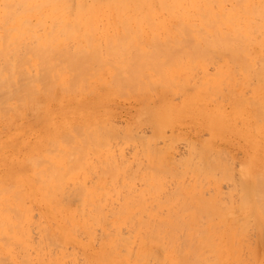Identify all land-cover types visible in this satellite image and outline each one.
I'll use <instances>...</instances> for the list:
<instances>
[{
    "label": "bare ground",
    "instance_id": "6f19581e",
    "mask_svg": "<svg viewBox=\"0 0 264 264\" xmlns=\"http://www.w3.org/2000/svg\"><path fill=\"white\" fill-rule=\"evenodd\" d=\"M11 1L5 4L2 3L3 6L0 7V9L2 8L0 10V120L3 116L9 118L15 117V114L24 108L31 110L30 108L33 106L42 104L43 120L40 127L43 129L44 134L41 133L42 136L40 135L39 140H37L38 138L36 139L34 146H31L32 148L28 154L24 153V156L19 157L18 163L16 161L14 163L12 160L11 162H6V168L4 167L5 169L3 170L5 172L0 173V211H3V215L5 213H9L10 215L12 211H17V216L19 209L22 211V213L19 212L21 216L24 213L22 217L18 215L20 219L22 218V222H19L20 219L17 221L18 224H21V227L16 222L17 226L14 224L16 233L18 232V226L22 228V225H24L23 220L27 223L25 220L29 221L30 214H34L31 212L34 202H36L38 207L40 206L39 211L41 213L40 216H37L39 219L36 222L37 224H35L38 227V229L36 228L38 230L36 240L31 236L28 227L24 230L27 224L22 229L24 230L23 233L19 231L21 236L18 239L19 236L13 235L12 232L13 221L11 222V220L13 218L8 222L9 224L11 222L10 227H12L10 229L7 228L10 231L8 234H11V236L7 235L9 236L8 239L11 238L13 244H19L21 251L18 257L17 255L15 257L11 253L12 256L9 255L8 258L3 257L4 259L0 261V264H247L239 254L240 244L238 242L225 244L211 241L209 240L211 237L205 235L204 231H210L215 226L214 222L221 220L224 221L223 225L226 226V234L231 236L232 227L229 222V212L237 210L247 216L243 226L238 228V232L244 233L251 219L254 226L261 233V237L264 238V0L243 1L242 8L244 12L235 18L233 17L235 11H233L234 13L227 12L222 8L224 7V1L227 0H217L219 1V5L223 3L220 8H216L215 3L218 4L215 2L216 0H212L214 3H211L215 7L206 4L208 0H202L203 2L206 1V3L201 2L202 4L200 5L204 4L206 8H201L197 5L198 2L196 0L197 4L195 2L194 4L197 7L199 6V10L196 8L197 11L190 6L193 5V0H189L192 3L189 6L187 4L186 7L194 10H191V12L186 11L187 8L184 7V4H179V7L185 9L180 8L182 9L181 12L177 8L181 15L186 11L188 15L189 13L196 12L195 17H197V14L199 16L203 14L202 16L204 17L203 11H207L210 13L206 16L210 14L209 17L212 24L214 23L218 27L219 23V27L222 26V29L225 27L226 30L224 29V32H221V28L219 29L218 27L219 30L217 29L218 32L216 31L218 34H211L213 37L208 36V33L204 34V36L200 34L201 38L199 37V39H203L202 43L204 46L194 51L195 48H191L192 45H189L193 51L184 49L188 51L185 53L182 50L180 53L181 59L184 62L180 59L181 61L177 64L176 62L179 61L178 57L176 58L177 61L174 60L177 64L175 66L171 64L170 66L167 65L165 67L166 65H163L164 67H162V60L151 58L153 60L148 62L150 59L145 58L147 60L141 61V63H145V67L143 64V67L140 66L139 60L132 62L134 65L139 63L135 68L129 67L131 60L129 61L125 58L124 60L129 61V64L127 61L126 64L128 66L125 65L126 67L117 65H112L111 67V61L108 60L105 62L108 61L110 65H107L110 67H96L95 65V67H89L86 60L87 66H83V68L80 65L81 68L79 66V68L73 67L72 65H75L73 60H70L68 66L66 63L65 65L61 64L60 67L59 65H50V63L53 64L54 60H48V58L54 57L53 53H51L53 50L49 49L48 46H44L45 42L48 44L47 39H44V42L41 37H35V34L38 35L40 29L38 31H32L31 29L44 28L43 22L46 24V20L44 21L43 19L47 17V19L49 17L52 18L50 19L52 23L54 20L60 21L58 16H62V21L65 17V20L69 21L70 19L71 22L72 20L80 22L82 15H84L86 20V16L92 14V16H87L89 20L93 17L97 21L96 15H99V19H101L105 18L103 15L110 16L112 14V16L118 15L115 18L117 21H121V15H125V18H130V15L139 16L143 14V18L147 14L150 16L153 14L157 15L156 7L158 6L161 8V11L167 9L169 14V8L172 9V6H178L176 5L178 1L185 0H104L105 2L103 0H20V3L15 2L19 0ZM234 1L235 4L231 6V9L235 8L234 6H238L236 3L238 0ZM209 2L211 1L209 0ZM170 3L172 6L169 5ZM155 5L158 6L155 7ZM167 6L170 7L168 8ZM212 7L217 10L213 11ZM143 8L144 12L142 13ZM222 9L227 14L231 13L230 16H232L229 17L228 15L227 17L226 14L224 17L225 13ZM238 10L239 6L237 7ZM178 11L176 12L180 18L181 15ZM186 12L182 17L185 16L184 18H187ZM159 13H161V16L164 15L160 11ZM256 14L259 16H256ZM73 15L75 18H73ZM78 16L80 17L77 18ZM189 16L192 18L193 15ZM70 17L73 19L71 20ZM170 17L171 19L172 17L173 19L176 18L174 14L170 15ZM32 18L35 19V24L33 23L34 25L31 27L30 20ZM41 18L43 22H41ZM84 18L83 21H85ZM109 18L111 20V17ZM115 18L113 17V19ZM133 18L135 19L136 17ZM165 18L167 17L165 16ZM165 18L162 19L165 20ZM212 19L216 20V23ZM125 20L127 19L122 21ZM175 20H179L178 17ZM37 23H41L43 27L41 24V26H38ZM52 23L51 25H54L57 29V24ZM220 24L222 25L220 26ZM224 24L226 25L224 26ZM26 26L31 27L30 32L29 30L26 31ZM52 28L54 27L52 26ZM25 31L29 33H25ZM45 31L43 33H47ZM32 34L33 36H30ZM29 36L30 38H36H33V40L35 39L33 45H29L31 46V48L29 47L31 50L26 47L27 42H25L26 40L28 43L32 42ZM39 36H41L40 33ZM202 36L208 40H204ZM39 39L42 42L38 41ZM199 39H196V41H199ZM198 41L197 43L195 42L197 47ZM36 45L38 47H35ZM46 50H48V53ZM44 52L46 53L44 54ZM79 53L81 54L82 51ZM102 53H104L103 56L107 54L108 58L109 53ZM32 55L46 58L47 63L39 57V61L35 60L36 57L32 58ZM46 55L49 57H45ZM110 55L112 56L113 54ZM110 55L109 58H112L118 55V53L112 57ZM103 58L105 59V57ZM192 58L196 59V69L197 67L202 68L205 60L215 67V72L213 71L214 73L210 78L203 76L201 80L202 82L210 80L214 95L217 96L220 93L219 99L229 106L228 112L221 108L223 105L221 107L217 106V103L215 108L201 112L202 117L199 115L200 118H203L201 120V122L204 121L203 126L212 138L225 137L224 139H226L227 137L228 139L230 137L229 139L235 140L234 137L237 136V138L240 137V139L245 140L246 147L249 149L242 163V169H240L238 174L239 178H241L239 181L242 183L240 187V200L236 203V206L220 203V191L218 188H216L215 194L213 192V196L210 195L211 197H204L200 192L202 188L199 189V187H202V182H209L210 180L218 182L215 181L217 180V178L215 179L217 171L226 168L223 166V160L220 161V159H224L225 157L219 158L222 152L213 146L211 140L201 142L199 149L196 148L198 147L197 144L195 146V151H197L194 153L195 155H192L193 157L189 155L190 157L186 156L182 158L184 161L181 159V162H183V166L181 165V167L189 168L186 169V172L182 171L183 174L192 176L193 183H199L197 186L194 185L190 188V186H186L187 184L180 182V179L183 178H181L182 172L178 167L175 166L173 169H170L165 162L160 161L170 160L167 157H163L165 156L164 153H162L164 154L162 156H157L159 158L157 159L158 162L154 163L151 162V150H146L144 154L147 157V164L138 163L135 169L130 168L132 162L123 158V154L120 151L121 155L118 152H113L115 155L118 154L120 158H118L120 161H117L109 150L110 143L107 144L109 139L113 138L111 137L113 133L111 130L115 125L113 127L111 125L108 128L109 123L106 122L108 126H102L101 130L97 126V130L103 131V134H101L99 131L93 130L90 118L86 120L83 117L91 113L95 118L98 117L97 119L100 121L104 120L105 113L103 116L100 114V111L97 112L95 107L96 104L103 101L104 97H107L104 99V102L105 100L108 102V96L110 95L109 91L104 87L103 91L96 89V85L105 86L106 88L109 86L115 92L117 91L118 94L124 90V92L126 91V95L127 92L147 95L151 93V88L159 86V95L163 98H166L169 93L178 94V92H185L184 95L186 94L185 97L187 98L188 79L185 78L187 73L183 70L185 69L188 73L190 72L191 68L187 67L186 63ZM104 59L100 60L101 62L98 60V64L103 63L104 65ZM199 59L201 63H198ZM41 61H44L46 66ZM114 61L116 62V58ZM154 61L155 63H153ZM39 64L42 66H39ZM131 64L130 66H133ZM202 72L205 73L203 69ZM96 76L99 77V82L96 80L97 83L93 81ZM104 76H109L108 80L110 78L111 80L107 81ZM91 78L92 81H86ZM105 91L108 95L105 94ZM85 93L88 94L84 95ZM121 93L124 94L123 92ZM88 97L91 99V103L88 101L90 100ZM53 105H56L55 110ZM159 109L151 123L156 130V134L154 133L156 137H160L163 134V126L169 122V114L166 112L168 108L162 106ZM25 110H23V113ZM56 111L57 113L58 111L60 112L58 118H55ZM35 113L37 114V112ZM67 114L78 115V117H75L76 119L78 118L79 121L75 119L78 123L71 122V119L74 117L68 118V121L66 118ZM7 119L4 120L7 121ZM56 119H60L61 121H57ZM39 120L41 119L39 118ZM72 124L74 125L71 126ZM76 131H80L82 134V141H78L80 134ZM91 131V135L99 143V151L101 148L104 149L109 146L104 161L98 163L97 166V163H92L91 156L88 158L89 155H78L80 161H65L64 157L52 156L53 147H64L67 142L71 145H76L78 150H83L82 148L88 150L87 132ZM5 136L10 139L9 136L11 135L9 134L8 136L7 133ZM37 136H39V133ZM141 137L139 140L143 143V146L150 148L153 138L150 137L149 140L146 138L141 139ZM8 139H6V142ZM3 142L0 143V146L5 144ZM229 143H231L230 140ZM245 143L243 142L244 145ZM192 144L194 143L192 142ZM7 145L9 144L7 143ZM14 147L9 148L13 150ZM151 149L154 150L156 148ZM88 151L90 152L91 149ZM191 152H194V150ZM137 154H134L136 160ZM222 155L224 156V152ZM130 164L131 166L129 167ZM181 169L183 170V168ZM96 170H99L100 173L97 179L94 178L96 177L95 174H97L96 172L94 174ZM126 171L130 173L127 176L125 175ZM90 172L94 174L92 178L96 179L93 182L87 180L89 175H91L89 174ZM166 175L167 177L168 175L173 176V178H177L178 180L175 190L173 188L174 191L170 192L165 200L160 201L158 197L165 185ZM219 177H221V174ZM136 180L140 182V188L136 185ZM97 185L100 186L99 191L95 190V186ZM187 194L189 198L193 199V203L187 209H184L186 201L181 198ZM28 198L34 199L33 204H29L32 207L26 204ZM72 198L76 199L77 205L71 203ZM29 200L31 201V199ZM106 204L112 207L109 211H105L104 209ZM163 206L165 207V211L160 210ZM26 212L31 213L28 215ZM34 212H36V209ZM6 214L5 216L7 217ZM25 215H27L26 218L28 216L29 218L26 219ZM13 220L16 221L15 219ZM203 220H205L206 226L202 223ZM4 232H7V230ZM195 232L206 236V240L192 241L191 237L194 236ZM16 237L19 243H16ZM69 245L81 247L83 258L80 253L78 255L81 257L76 254L78 252L77 249V251L75 250L76 252L73 250L69 251ZM6 248L8 249L9 246ZM6 252L9 254L8 250ZM228 257H230L231 262H228ZM78 259L81 261H78Z\"/></svg>",
    "mask_w": 264,
    "mask_h": 264
},
{
    "label": "rangeland",
    "instance_id": "374dc122",
    "mask_svg": "<svg viewBox=\"0 0 264 264\" xmlns=\"http://www.w3.org/2000/svg\"><path fill=\"white\" fill-rule=\"evenodd\" d=\"M10 1L11 0H0V4H1L0 7L3 6L2 3L5 4L6 2H10ZM13 1H11V2H13ZM109 1H112V0H109ZM210 1L211 2H209V0H208V2L206 3V1L203 2L202 0H197L198 4H197L196 0L195 1L193 0V3L189 2V0L178 1V4L174 3V4L178 5V6L175 5L176 7L172 6L170 3L169 5L172 6V9L169 8L170 6L169 7L167 6L170 10L169 14H168L167 9L165 11H161V8L158 5H155V7L158 6V7H156V11L158 12L157 15L161 19V20L159 19L160 21L158 20L159 17L157 15H154V14L151 15L153 17H151L148 14H147V16L144 15V18L142 17L143 14H141L139 16L138 15H130L132 18L136 17L135 19L133 18L134 21L132 20L131 17H130L131 19L125 18L124 17L125 15H121V17L119 16L122 19H120L121 21H117V19L115 18L116 15H114V14H113L114 16H112V14L110 16L109 15L108 16L103 15V17L105 16V18H101V19H99L100 18L99 15H96L98 17L95 16V18H98L100 21L98 19L96 21L93 17H91V19L89 20L88 17L92 16V14L91 15L88 14L87 15L88 17L86 16V20H87L86 21L84 18V15H82V17L80 18V22H76V21L74 22L72 20L73 18H75L74 15H73L74 16L73 18L70 17L72 22L70 21V19H69V21L65 20V17H64V20L62 21L61 20L62 16H60L61 18L58 16L60 21L56 20V21H59V22H56L54 20L53 23L50 20L52 18H50V17H49V19H47L48 17L46 19L44 18L43 20L44 21L46 20L45 21L46 24L43 22V20L41 18V22H43L45 27L44 28H37V29L33 28L31 30L32 31H36V30L38 31L40 29L39 33L41 36H39V33L37 32L38 35L35 34V37L36 36H38V38L41 37L43 39V41H44V39L45 40L47 39L46 41L48 44H46V42L44 41L45 42L44 46H46V47L48 46L49 49L53 50V52H51V53H53L54 59L48 58V60H54L53 64L50 63L52 61L49 62L50 65H53V66L59 65V67H60L61 64L65 65V63L68 66L69 65L68 63L70 62V60H73L74 64H75V65H72L73 67H78L80 65L83 68V66H87L86 65L87 63H88L89 67H92V66L93 67H95V66L96 67H102V66L110 67V66H108L110 64H111V67H112V65L113 66L117 65V66L126 67L125 65H127L126 63L128 60L129 61L131 60L130 61L131 63L135 62V61L137 62L140 60L139 63H141L142 60H144V61L147 60L145 58H148V60L150 59L148 62L153 60V59L151 60V58H154V59L158 58V59L162 60L163 64L160 63V64H162V67H164L163 65H166L165 67H167V65L170 66L171 64H173L175 66V65L179 64V62L182 60L181 59L182 56L180 53V52H182V50L185 53L188 51L184 50V49H189V51H191V50L193 51V49H190L189 45H192L191 48L192 47L195 48L194 51L198 50L199 48L204 46V44L202 43L203 39L202 40L199 39V37L201 38V35L204 36V34H207V33H208L207 34L208 36H212L214 33L218 34L217 29L219 27V23L217 25L218 27H216V25H214V23L212 24V21H210V19H211L209 17L210 14H209V16H206L210 12H207V11L205 12L202 9V11L204 12V17L202 16L203 14L201 15L202 18H201V16H199V14H197V17H195L196 12H192L191 14L189 13V15H193L192 16L193 20L187 13V12H191V10L194 11L193 9H189L188 7H186L187 4H188L187 6H189L190 3H192L193 5H190V6H192L191 8H195V10H196V8L198 9L199 6L201 8H204V7L206 8V5L203 4L202 5L203 7L200 5V4H202L201 2L211 5V3H214L213 1H215V0H213V1L210 0ZM219 1H221V0H219ZM219 1L216 0L215 2L218 3ZM243 1H245V0L236 1L237 5L239 6L238 11H237L238 6L237 7L234 6L235 8L231 9V6H233V4H235L234 0L224 1V4L222 2H220V3H222L224 5V7H222V8L225 9L227 12L234 13L233 11H235V13L233 14V17L235 18V17H239L244 12V10L242 8V5L244 3ZM259 1H262V0H259ZM15 2L20 3V0L15 1ZM194 2H195V4H197L199 6L197 7V5L194 4ZM179 4L185 5L184 7L187 8L186 9L187 12L186 11L185 12L189 16V18L187 15H186L187 18H184L185 16L182 17L183 15H185L184 14L185 12L182 13L183 15H181V13L179 11L181 10V12H182V9H184V8L179 7ZM222 4L219 5V3L218 4L215 3V6H216V8H220L222 6ZM182 5H180V6H182ZM217 5H218V7H217ZM211 6H214V4H212ZM214 7H212L213 8L212 10L213 11L217 10ZM159 8H160V10H159ZM177 8L179 11L177 10ZM180 8H182V9H180ZM157 9L160 12H162V15L164 14L163 15L164 17L161 16V13H159V11ZM223 9H222V11H223ZM0 10H2V8ZM175 10L180 13V15H181L180 18H179L178 13ZM225 10L223 11L225 13L224 17L227 14V12ZM166 11H167V13H165ZM213 11H212V13H213ZM143 12H144V8L142 9V13ZM173 14L176 16V18L175 17L174 18L177 19V17H178L179 20H175V19H173V17L171 19L170 15H173ZM230 14L231 13L227 14V17H228V15H229V17H231L232 15L230 16ZM70 16H72V15H70ZM145 16L147 17V19ZM154 16H156V17H154ZM165 16L167 18H165ZM256 16H259V15L256 14ZM79 17L80 16H78L77 18H79ZM109 17H111V20ZM113 17L116 20L113 19ZM116 17H118V15ZM205 17H208L206 19L207 20L209 19V20L207 21L205 19ZM211 17H213V16L211 15ZM215 17H216V15H215ZM55 18L57 19V17H55ZM83 18L85 21H83ZM162 18H165V20H163ZM168 18H170V19L168 20ZM124 19H127V20L122 21ZM34 20L35 19H33V18H32V20H30V26L31 27L35 24ZM77 21H79V19H77ZM213 21H215V23H216V20H213ZM39 22H40V20H39ZM51 23L57 24L56 26L58 28L56 29V27L54 25H51ZM27 24H29V23H27ZM40 24L37 23L38 26L42 25V24L41 25ZM221 25L222 24H220V26ZM225 25L226 24H224V26ZM30 26L29 27L26 26L27 27L26 31L29 30V32H30V28H31ZM52 26L55 29L52 28ZM42 27H43V25H42ZM223 28L225 29V27H223ZM42 29L44 31L46 29L45 32H47V33H43L44 31ZM219 29L221 30V32H224V29H222V26L219 27ZM48 30H50V31H48ZM26 31H25V33H29ZM48 32H50V34H48ZM202 32H204V33H202ZM256 33H258V31H256ZM33 34L30 36H33ZM44 34H46V35H44ZM25 35H29V34H25ZM25 35H23V36H25ZM30 36H29V38H30ZM196 36H197V38H196ZM35 37H33V38H35ZM33 38H30L31 40L29 39L32 42L28 43L27 40L25 41L28 43V44L26 43V47L28 49H29V47L31 48V46H29V45H31V44L33 45V41L36 39L35 38L33 40ZM25 39H26V37H25ZM196 39H199V41L197 40L199 43L198 47L196 45V43H197ZM204 40H206V39L204 38ZM211 40H212V38H211ZM38 41H40V39ZM40 42H42V40ZM49 42H50V45H49ZM208 44H210V43H208ZM38 45L40 46V44H38ZM200 45H202V46H200ZM44 46H42V47L44 48ZM210 46H209V48H211ZM35 47H38V46L36 45ZM43 48H42V50H44ZM40 49H41V47H40ZM25 50L28 51L26 48H25ZM29 50H31V49H29ZM38 50H39V48H38ZM46 51L48 53V50H46ZM81 51H82V53L80 54L79 52H81ZM84 52L87 54H85ZM94 52L95 53L97 52L96 55ZM102 52H105V53L107 52V53H109V55L110 54L115 55L118 53L119 56L118 55L114 56L116 58V62H115L114 61L115 58L112 57L113 55L112 56L110 55V57H112V58H109V55L107 58V56H106L107 54L105 56H103L104 53H102ZM45 53L46 52H44V54ZM89 53L91 54V56ZM183 53H182V55H184ZM84 54L86 55L85 58H84ZM120 54H121V56H125V57H121ZM179 54L181 57L178 56ZM80 55H82L83 57ZM31 57L33 58L36 56L32 55ZM38 57L39 56H37L36 59L35 58L34 59L38 60ZM45 57H49V56L46 55ZM103 57H105V59ZM178 57H179V59H178L179 61L176 62L177 63L176 64L175 61H177L176 58H178ZM87 58H88V60H87ZM124 58L128 59V60L126 61V60H124ZM40 59L41 60L43 59L46 62V60H45L46 58L41 57ZM103 59H104V62L106 60H108V61H111V63L109 64L107 61L104 63V65H103V63H101L102 65L98 64V60H99V62H101L100 60H103ZM111 59H113V60H111ZM85 60L87 61V63ZM38 61H37V63H38ZM129 61H128V64H129ZM195 61H196V59L192 58L186 63V66L191 68L189 73L187 72V70H185V69L183 70L184 72L187 73L185 78L188 79V84H187V86H188L187 87V95L188 96H187V98L185 97L186 94L184 95L185 92L184 93L178 92V94L169 93V94H167L166 98H163L162 96L159 95V93H160L159 86L155 87V88L154 87L151 88V93L147 94V95L138 94V93L135 94L134 92H133L134 94L132 92H127V95H126V91L124 92V90L120 91V93H119L120 95H119L117 91L115 92V90L109 86H107V88H106L105 86L101 87L99 85H96L95 86L96 89L103 91V87H104L105 89H107L109 91V95H110V96H108V98H109L108 102H106V100L104 102V99L107 98V97H104V99L102 101L103 103L102 102L98 103V104H96V107H95L97 112L98 111L101 112L100 114L103 115L105 113L104 114L105 116L103 115L104 120L100 121L99 119H97L98 117L95 118L94 116L91 115V113L84 115L83 117L86 120H88L89 118L91 119L90 123L93 126L92 127L93 130H95V131L101 130V127L104 125L108 126V123H109L108 128L111 125H112L111 127H113L115 125L114 128L111 130L113 132L111 137H113V138H110V139L108 138L109 142L107 143V144L110 143L109 145H111V146H110V148L108 145L107 146H108L109 150L112 152V154H113V152L119 153V151H120V153L123 154V156H122L123 158H126V159H128L129 162H132L131 163L132 166L130 164L129 167L131 166L130 168H134V169H135V167L137 168L136 165L138 163L144 164V165L147 164V162H146L147 157L144 153H146V150L149 149V150H151V162H154V163L158 162L157 159H159L158 158L159 155L162 156L165 154V156H163V157H167L170 160H166V161L160 160V161L165 162V164L170 169H173L176 166L180 169L181 172L182 171L186 172V169H189V168L181 167V165L183 166V162H181V159L185 158L186 156H189V155L191 157H193L192 155H195L194 153L197 151V150L195 151V149L200 148L199 145L201 142L206 141V140H211L213 146L216 149L221 150V152H222L219 158L225 157L224 158L225 160L220 159V161L223 160L222 161L223 166H225L227 169L224 168V170H218L217 171V173L215 175L216 176L215 179L217 178V180H215V181H218V182H213V180L212 181L210 180L209 181L210 183L208 181H207L208 183L202 182V187H199V189L202 188V191L200 189V192L204 197H208L210 195L213 196L215 194L216 188H218V190L220 191V194H219L220 195L219 196L220 203L227 204V205L230 204L231 206H236L237 205L236 203L240 200V187H241V183H242L241 181H239V180H241V178H239L240 176L238 174H239L240 169H242V163L246 157V152L248 153L249 149H248V147H246L247 144L245 143V140H243L242 138L240 139L239 136H238L239 138H237V136H235L234 137L235 140L229 139L230 137L228 139H227V137H226V139H224L225 137H221V138L220 137L219 138L213 137L212 138V136L209 134V132L203 126L204 121L201 122V120L203 118H200L201 112H203L204 110L209 111L212 108H215L216 103H217V106H219V107H221V105H223L221 108L224 109L226 112H228L229 106H228V104L224 103L223 101H221L219 99L220 97H218V96L220 95V93L217 96L214 95V91H212L213 86H212L210 80L204 81V82H202V80H201V78L203 76L206 78H210L213 75V73L215 72V67L212 66V64H210V62L205 60L203 62L204 64H203L202 68L197 67V69H196ZM198 61H199L198 63H201L200 59ZM43 62L41 61L42 64H43ZM45 62H44V65L47 63V62L46 63ZM182 62H184V61L182 60ZM139 63H136L135 65L132 63L131 65H133V66H130V64H129V67L135 68L136 66L139 65ZM153 63H155V61ZM142 64L145 67V63L142 62L140 64V66H142ZM157 64H159V63H157ZM50 65H48V66H50ZM152 65H155V64H152ZM173 65H172V67H173ZM39 66H42V65L39 64ZM155 68H156V66H155ZM202 69L204 70L205 73L202 72ZM108 77L109 76H104V78H106L107 81H110L111 78L108 80ZM92 78L90 80H88V79L87 80L85 79V80L86 81H92ZM98 79H99V77L96 76L95 80L93 79V81L96 82V80H97L99 82ZM109 88L111 89V91ZM152 89H153V91H152ZM106 91H105V94H106ZM113 91H114V93H113ZM121 92H123L124 94H122ZM86 94H88V93H85L84 95H86ZM105 94H104V96L108 95V93L106 95ZM88 99H90V98L88 97ZM188 99H189V101H187ZM194 100H195V102H194ZM200 100H201V102H200ZM88 101L91 103V99ZM165 105L168 107H166ZM53 106H54L53 108L55 110L56 105H53ZM162 106H164V108H168V110H166V112H167V114H169V116H168L169 122L165 126H163L164 127L163 128V131H164L163 134H161L160 137H156L155 136L156 130L153 128L151 123H152V120L154 118V115L157 113V110H160L159 107L162 108ZM32 108H30L31 110H29L28 108H24L23 110L26 109L24 113H23V110L18 111L19 113L17 112L18 114L16 113L15 117L12 116L13 118L12 117L11 118L4 117V116H3L4 118L1 117L2 119L0 120V122L6 118H8V119H7V121L4 120L0 123V143L5 141V142H3L5 144L0 146V173L5 172L3 170L6 168L5 167V164H7L6 162H11V160H12L15 163V161L17 162L18 160H20V158L22 156H24V153L28 154L29 150L32 148L31 146L32 145L34 146L36 139L38 138L37 140H39V138L42 136L41 133L44 134L43 129L40 127V126H42V120H43V118H42L43 105L37 104L36 106H33ZM88 111H89V109H88ZM35 112H37V114ZM59 115H60V112L58 111V113H57V111H56V117L55 118H58ZM75 115L76 114H72V115L67 114L66 118L69 121V119H71V117L72 118L74 117L73 119H71V122L77 124L78 123L77 121H79V120H78V118L76 119L75 117H78V115H76V116ZM201 117H202V115H201ZM39 118L41 120H39ZM60 119H61V116H60ZM79 119H80V117H79ZM59 120H57V121H59ZM37 121H38V124H37ZM106 122H108V123H106ZM3 123H5V124L3 125ZM201 123H203V124H201ZM9 124H12V125H9ZM73 125L74 124H72L71 126H73ZM97 126H99V130L96 129ZM33 131L35 134L33 133ZM76 132L78 134H80L78 141H82V134L80 133V131H76ZM99 132L101 134H103V131L102 132L99 131ZM7 133H8V136L10 134L13 137L11 138V136H9L10 139H8L5 136V134L7 135ZM38 133H39V136H37ZM91 133H92V131L87 132V137H88V142H89L88 148L91 149L90 152L88 151L89 149L87 150L86 148H82L83 150H78L76 148V145H71L70 143L67 142V144L64 147H60V148L58 147L57 148V147L52 146L53 147L52 148V156L64 157L65 161H69V160L80 161L78 155H89L88 158H90V156H91V158H92L91 161H93L92 163H94V164L97 163L96 164V166H97L98 163H101L104 161V157L108 151V148H104V149L101 148L103 150L100 149V151H99V147H98L99 143L97 140H95L93 138ZM141 136H145V137H141ZM140 137H141V139H144V138L149 139L150 137H152L153 140H151V147L150 148L149 147L147 148V146L144 147L143 143L140 142V140H139ZM231 138H233V136H231ZM6 139H8V141L10 143L8 141L6 142ZM229 140L231 143H229ZM29 141H31V142H29ZM192 142L194 144L195 143L196 144L194 145V144H192ZM243 142L245 143V145L243 144ZM7 143L9 145H7ZM197 144H198V147L195 148V146H197ZM26 145H27V147H26ZM14 146H16V147H14ZM193 146H194V148H193ZM4 147H5V150H4ZM9 147L10 148L14 147V148H13V150H11ZM154 147L156 149L152 150L151 148H154ZM27 148H28V151H27ZM191 149L194 150V152H191L192 151ZM92 150H93V152H92ZM223 152H224V156L222 155ZM136 153H138L137 154V160L134 158V154H136ZM162 153H164V154H162ZM113 155L115 156L117 161L120 159L118 154L117 155L113 154ZM88 160H90V159H88ZM182 161H184V160L182 159ZM1 165H3V166H1ZM180 167L183 168V170ZM127 171L125 173L126 176L130 174L129 172L127 173ZM95 172L97 174H95ZM183 172L181 175L182 176L181 178H183V179H180L181 183L187 184L186 186H190V188L193 187L194 185L197 186L199 184L197 182L193 183L192 182V176L185 175V173L183 174ZM89 174H91L87 178V180L89 182L95 181L97 179V176L100 175L99 170L94 171V174L96 177H94L93 176L94 174L91 172ZM220 174H221L222 178L219 177ZM92 176L96 179L94 180V178H92ZM218 179H222V180H218ZM177 180L178 179L173 178V176L171 177L170 175H168V177H167V175H166V179L164 181L165 185L163 186L162 191L160 192L159 197H158V199L160 201L165 200V198L168 197V194H170V192L172 193V191L175 190V185L177 183ZM135 182H136V185L138 186V188H140V182L137 180ZM27 183H28V180H27ZM214 183H216V185H214ZM31 184H33V183L31 182ZM173 188H174V190H173ZM95 190L99 191L100 186L99 185L95 186ZM33 191H35V190H33ZM213 192H214V194H213ZM229 192H231V193H229ZM71 197H73V196H71ZM29 199H31V201ZM181 199L186 201L184 203L185 204L184 209H187L188 206L193 203V199L189 198L188 194L183 196ZM33 200H34L33 198H28L26 201V204L32 205ZM71 203L74 205H77L76 199L72 198ZM108 204H110V203H108ZM108 204H106L105 207L103 206L105 211H109L112 208ZM31 205H29V206H31ZM110 205H112V204H110ZM32 206H31L32 207L31 212L34 214L33 215L30 214V219H29L30 222L32 221L31 222L32 224L30 226V222L28 220H25V221H27V223L24 222V220H23L24 225H22V228H20L21 224L17 223V221L20 219L18 216V215H20L19 212L22 213V211L20 209L18 210V215H17L18 217L16 216L17 211H14V212L12 211L13 215H11L12 213L10 215H9V213L8 214L5 213L7 215V217L9 215V219L5 216V214L3 215V211H0V261H2L4 258H8L9 255H11V254L14 255L15 257L17 255V257H18L20 255V251H21L19 244H15V243L13 244V240L11 238H10L11 240L8 239L9 236H7V235L11 236V234H8V232H10V231L7 228L10 229L13 227L12 228L13 235H15L17 237L19 236L18 239H20L21 233H19V231H21L23 233V231L26 230V228L28 227L30 229V230L28 229V231H30L31 236L33 237L34 240H36V238L38 236V230H36V228L38 229V227H36L35 224H37L36 222L39 219V217L37 218V216H40L41 212L39 211L40 206L38 207L36 202H34V205H32ZM35 209H36V212H34ZM160 210L165 211V207L163 206L162 209H160ZM31 212H26V213L29 215V213H31ZM23 215H24V213L22 214V216ZM22 216L20 215V217H22ZM229 216H230L229 222L231 223V227H232V235L231 236H228L226 234V226L223 225L224 221H221V220H216L214 222V225H215L214 228H212L210 231H204V234L213 238V239L209 238V240L215 241L218 243H225L226 244V243H230V242H238L240 244L239 254H240L241 258H243L246 261L247 264H264V238L261 237V233L254 226V224L252 223V220L250 219L247 230L244 233H239L238 228L240 226H243V223L247 219V216L244 215L242 212L237 211V210H234L231 213L229 212ZM24 217L26 218L27 215H25ZM12 218L15 219L16 221H14ZM28 218H29V216H28ZM28 218H26V219H28ZM10 220H11V222L13 221L12 227H10L11 222H10V224L8 223ZM15 222L20 226V227L18 226V228H17L18 229L17 233L15 230L16 227L14 228V224H16ZM19 222H22V218L20 219ZM202 223L204 224V226H206L205 220H203ZM17 224H16V226H17ZM24 226H25V229L22 230L24 228ZM5 230H7V232H4ZM5 234H6V236H5ZM15 236H12V237H15ZM17 237L15 238V240H16V243H19V240L17 239ZM206 238H207L206 236H204L198 232H195L194 236L191 237L192 241L203 240V239L206 240ZM9 243H10V245H8ZM6 244L9 246L8 249L6 248V247H8ZM76 246L77 245H74V246L69 245L68 246L69 251H71V250L75 251L77 249L78 252H76L77 251L76 250L75 251L76 254L78 255L80 253V255H82V253H83V252H81L82 248L79 246H77V247ZM6 249L8 250L9 254H7V252L5 253V251H7ZM9 249H10V251H9ZM80 255H78V256L81 257ZM82 258H83V255H82ZM82 258H81V260H82ZM79 259H78V261H81ZM227 259H228V262H231L230 257H228Z\"/></svg>",
    "mask_w": 264,
    "mask_h": 264
}]
</instances>
